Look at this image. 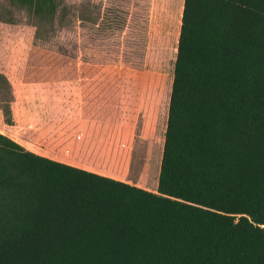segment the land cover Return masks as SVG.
Wrapping results in <instances>:
<instances>
[{"label":"trees","instance_id":"trees-1","mask_svg":"<svg viewBox=\"0 0 264 264\" xmlns=\"http://www.w3.org/2000/svg\"><path fill=\"white\" fill-rule=\"evenodd\" d=\"M0 264H264V0H183L155 192L0 133Z\"/></svg>","mask_w":264,"mask_h":264},{"label":"rangeland","instance_id":"rangeland-1","mask_svg":"<svg viewBox=\"0 0 264 264\" xmlns=\"http://www.w3.org/2000/svg\"><path fill=\"white\" fill-rule=\"evenodd\" d=\"M60 3L53 26L44 27L40 39L32 26L35 21L31 22L25 10L13 6L9 0H0V109L9 104L10 110L14 98L11 85L23 80L24 65L26 70L31 65L40 68L37 75L42 85L70 80L69 87L78 92L87 91L86 86L90 87L94 81H101L97 85L114 92L104 103L106 112L114 111L110 125L115 129L129 128L133 134L130 170L119 174L133 185L149 187L154 184L161 161L163 119L167 121L183 0H60ZM26 74L33 73L26 71ZM64 84L51 83L55 95L49 99L50 104L64 103L57 96L58 87L63 88ZM124 92L130 93L131 98ZM74 98L80 105V94ZM88 98L86 94L85 99ZM100 98L104 100L103 96ZM160 102L163 110L158 116L160 122L155 125L148 119L154 104ZM127 106L130 114L125 117L122 110ZM81 116L76 111L72 118ZM67 118L72 119L71 115ZM6 119L1 110L0 124Z\"/></svg>","mask_w":264,"mask_h":264},{"label":"crops","instance_id":"crops-1","mask_svg":"<svg viewBox=\"0 0 264 264\" xmlns=\"http://www.w3.org/2000/svg\"><path fill=\"white\" fill-rule=\"evenodd\" d=\"M23 66V80L13 83L11 101V121L14 124L8 125L6 122L0 124V133L20 144L26 150L50 160L92 172L101 176L109 177L133 185L119 172H128L132 161V138L133 134L129 128H116L110 123L114 116L113 109L106 112L105 98L114 95V92L107 90L100 85L101 81H94L87 91H78L69 87L70 80L48 81L42 85L38 79L39 67L31 65L29 70ZM97 67L105 68V65ZM116 67V66H113ZM28 73L33 74H26ZM28 78V80H26ZM89 81V80H88ZM59 100L62 104H50L48 101L55 95L54 87L51 83L61 84ZM20 83L24 86L21 88ZM83 83V82H82ZM29 84L28 87H26ZM32 84V85H30ZM86 84V81L85 83ZM31 89L33 91L31 92ZM147 94L146 91H143ZM154 96H157V92ZM127 98H131L130 93L124 92ZM82 97L81 104H77L74 97ZM89 97L85 99V95ZM119 95L122 92H118ZM101 96L104 100H101ZM143 96V100H146ZM169 97L167 100L168 107ZM161 102L152 107L151 120L155 125L160 122L158 116L163 110ZM9 105V104H8ZM122 107L119 112L130 114V107ZM1 111V109H0ZM76 111L81 112V118H72ZM167 108H165V112ZM71 115L72 119H68ZM166 117V113H165ZM166 127V118L163 119ZM109 122V123H108ZM111 124V125H110ZM131 132V133H130ZM159 156V161L161 160ZM159 169L154 181L149 187L135 185L138 188L155 192L158 184Z\"/></svg>","mask_w":264,"mask_h":264}]
</instances>
